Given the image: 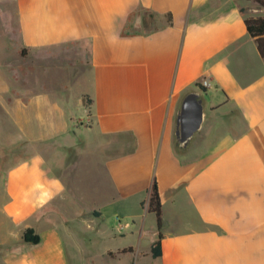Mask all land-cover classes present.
Segmentation results:
<instances>
[{
  "label": "crops",
  "instance_id": "0c3cea01",
  "mask_svg": "<svg viewBox=\"0 0 264 264\" xmlns=\"http://www.w3.org/2000/svg\"><path fill=\"white\" fill-rule=\"evenodd\" d=\"M245 7L252 12L246 15ZM136 13L154 15L158 27L122 35ZM13 14L11 49L33 66L31 73L39 58L46 73L53 67L49 61L64 71L70 55L85 58L59 89L43 81L26 86L25 108L44 121L45 130L42 138L31 134L30 143L60 136L67 143L71 133L82 138L86 152L109 153L102 157L111 189L106 201L125 221L119 229L132 235L147 217L155 221L146 202L156 182L160 256L150 255L156 231L139 249L128 243L104 248L107 258L264 264V59L244 23L246 17H264V8L243 0H13ZM202 79L207 87L199 84ZM192 91L199 94L202 120L177 154L176 115ZM61 182L40 160L8 167L0 195V246H19L7 250L2 264L91 260L94 254L84 249L90 240L80 241L65 220L50 217L51 201L70 199ZM78 210L73 228L88 235L83 222L90 228L93 215L102 213L98 205ZM26 230L38 242L24 241ZM106 235L116 237L110 230Z\"/></svg>",
  "mask_w": 264,
  "mask_h": 264
},
{
  "label": "rangeland",
  "instance_id": "374dc122",
  "mask_svg": "<svg viewBox=\"0 0 264 264\" xmlns=\"http://www.w3.org/2000/svg\"><path fill=\"white\" fill-rule=\"evenodd\" d=\"M252 7L243 8L246 15L252 12ZM141 14L131 19V28L126 31L127 33L145 32L158 27V18L152 15L148 17L149 13L143 17L144 22H147L140 24ZM16 33L13 0H0V195L3 193L8 167L12 163L19 164L30 159L43 161L44 169L46 168L51 174L58 176L62 181L64 192L70 195V199H54L51 201L49 207L50 217L54 221H57V219L65 220L70 231H74L76 238L81 239L80 241L90 240L85 243L84 249L89 248V251L94 255H91L92 258H89L91 262L88 263H86L88 258L82 257L83 264H137L136 255L134 254L109 259L102 252L104 248H116L127 243L139 249L148 243L150 237H155L156 232L155 221L149 217L143 220L144 224L137 226V231L133 235L128 232L126 227L123 230L119 229V226L125 224V221H123L117 206L106 201V196L109 195L111 189L102 163V157L109 153L86 152L85 149H82L84 144L82 138L71 133L67 143L62 141L64 136L50 138L41 145L30 143L31 134L35 137L42 136L40 133L44 130V121L34 119L33 114H31L32 109L26 110L25 99L27 95L24 94L26 93L24 92L26 86L31 82L39 84L43 81L48 86L53 85L54 88L59 89V83L67 81L70 75L73 76L76 69H79L85 62V58L70 55L64 60L67 66L66 69L69 68V70L64 71H56L55 61H49L53 67L47 73L45 72L46 63L39 58L32 70L33 73H31L30 69L33 66L31 67L25 61L20 62L11 49V46L15 44ZM176 153H183L182 148L177 149ZM93 188L96 189L95 194ZM72 196L75 197L72 199ZM4 201L0 199V206ZM95 205H98L102 217L99 218L96 213L92 218L94 224L90 222L92 219L86 221L91 223L90 228L89 225L87 226L83 222L88 235L73 228V218L75 213L79 211L78 209H84L83 211H85L86 207ZM139 228L141 232L138 231ZM108 230L113 231L116 237H108L106 235ZM16 246L12 247L11 245L10 249L0 246V264H2V257L7 250L17 248ZM84 249L81 250L85 251ZM94 261L96 262L94 263Z\"/></svg>",
  "mask_w": 264,
  "mask_h": 264
},
{
  "label": "trees",
  "instance_id": "16d2710c",
  "mask_svg": "<svg viewBox=\"0 0 264 264\" xmlns=\"http://www.w3.org/2000/svg\"><path fill=\"white\" fill-rule=\"evenodd\" d=\"M243 1H251L258 5L261 8H264V0H243ZM241 11H243L241 9ZM139 13L132 14L128 17V22L126 23L124 30L122 32V35L124 36H133V35H140V34H148L151 31H153L156 28H153L151 30H147L145 32H129L127 33L126 31L131 28L130 21L131 19L135 16L138 15ZM150 14V13H149ZM146 15L145 13L141 14L140 21L139 23L143 24L147 21L144 22L143 17ZM152 14H150L148 17H151ZM154 16V15H152ZM244 23L247 29L248 34L255 40L256 46L258 53L264 59V17H246L244 19ZM177 149H181L180 147L177 146V144H174V151L176 152ZM142 207L144 206V202L142 201L140 204ZM146 210L147 212L153 213L155 217V226H156V239L152 243L150 247V255L152 258H156L160 256V242L162 239V233H161V228L163 225L162 221V215H161V204L157 192V187H156V182L153 179L150 187L148 189V198L146 202ZM23 240L26 242L30 243H36L38 242V237L37 235H34L32 233V230H26L23 235ZM130 250V249H129ZM127 250H121L120 253H125Z\"/></svg>",
  "mask_w": 264,
  "mask_h": 264
},
{
  "label": "water",
  "instance_id": "95a60500",
  "mask_svg": "<svg viewBox=\"0 0 264 264\" xmlns=\"http://www.w3.org/2000/svg\"><path fill=\"white\" fill-rule=\"evenodd\" d=\"M202 104L197 92H189L181 100L176 115L175 143L185 148L192 135L198 130L202 120Z\"/></svg>",
  "mask_w": 264,
  "mask_h": 264
},
{
  "label": "built area",
  "instance_id": "2783aa9c",
  "mask_svg": "<svg viewBox=\"0 0 264 264\" xmlns=\"http://www.w3.org/2000/svg\"><path fill=\"white\" fill-rule=\"evenodd\" d=\"M202 87H207L209 82L207 79H202L200 80V83H199Z\"/></svg>",
  "mask_w": 264,
  "mask_h": 264
}]
</instances>
